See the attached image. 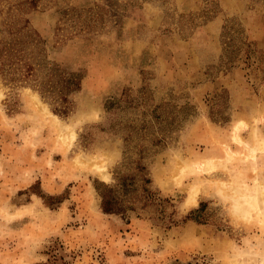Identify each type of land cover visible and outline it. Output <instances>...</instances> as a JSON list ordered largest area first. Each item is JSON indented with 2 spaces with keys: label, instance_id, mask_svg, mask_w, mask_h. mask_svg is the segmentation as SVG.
<instances>
[{
  "label": "rangeland",
  "instance_id": "obj_1",
  "mask_svg": "<svg viewBox=\"0 0 264 264\" xmlns=\"http://www.w3.org/2000/svg\"><path fill=\"white\" fill-rule=\"evenodd\" d=\"M263 140L264 0H0V264H264Z\"/></svg>",
  "mask_w": 264,
  "mask_h": 264
},
{
  "label": "trees",
  "instance_id": "obj_2",
  "mask_svg": "<svg viewBox=\"0 0 264 264\" xmlns=\"http://www.w3.org/2000/svg\"><path fill=\"white\" fill-rule=\"evenodd\" d=\"M102 197H103L102 206L104 211L107 213L115 212L112 209L113 202L110 200V198H108V196H106L105 194H103Z\"/></svg>",
  "mask_w": 264,
  "mask_h": 264
},
{
  "label": "bare ground",
  "instance_id": "obj_3",
  "mask_svg": "<svg viewBox=\"0 0 264 264\" xmlns=\"http://www.w3.org/2000/svg\"><path fill=\"white\" fill-rule=\"evenodd\" d=\"M263 141H264V140H263ZM263 143H264V142H263ZM262 148L264 149V146H262L261 149H262ZM253 150H254V149H253ZM103 169H104V168H103ZM103 169H101V170H103ZM101 170H100V171H101ZM102 174H103L104 176H106V173L102 172ZM106 177H107V176H106ZM106 177H105V178H106ZM105 178H104V179H105ZM192 194H193V193H192ZM243 194H244V193H242L241 196L246 195V194H244V195H243ZM195 195H196V194H195ZM191 196H192V195H191ZM244 198L249 200L248 203H249L250 206H252V207H259V204H260V203H258V199L255 200V197H254L253 199H252V197H251V198H246V197H244ZM192 199H194V197H193ZM188 200H189V199H188ZM192 201H193V200H192ZM240 201H241V200H240ZM242 201H243V199H242ZM242 201H241V202H242ZM245 201H246V200H245ZM252 207H251V208H252ZM248 208H249V207H248ZM242 210H243V209H242Z\"/></svg>",
  "mask_w": 264,
  "mask_h": 264
}]
</instances>
